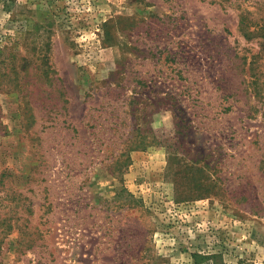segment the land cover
<instances>
[{
    "label": "rangeland",
    "instance_id": "obj_1",
    "mask_svg": "<svg viewBox=\"0 0 264 264\" xmlns=\"http://www.w3.org/2000/svg\"><path fill=\"white\" fill-rule=\"evenodd\" d=\"M0 264H264V0H0Z\"/></svg>",
    "mask_w": 264,
    "mask_h": 264
}]
</instances>
